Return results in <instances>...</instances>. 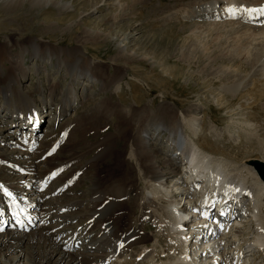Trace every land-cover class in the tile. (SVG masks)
<instances>
[{
    "label": "rangeland",
    "instance_id": "374dc122",
    "mask_svg": "<svg viewBox=\"0 0 264 264\" xmlns=\"http://www.w3.org/2000/svg\"><path fill=\"white\" fill-rule=\"evenodd\" d=\"M212 1L0 0V122L19 125L21 120L27 121L11 116L17 112L24 116L31 106L43 111L45 123L31 136L40 142L33 161L47 174L56 172L43 191L40 189L48 192L43 202L53 200L67 206L78 201L84 205L94 179L89 159L101 150L95 163L100 181L107 184L125 177L130 185L129 178L139 174L136 161L127 159V151L138 137L135 130L153 127L162 119L181 118L179 123L186 135H190L187 124L203 127L199 144L230 165L264 162V24L251 21V15H259L264 6L246 0L223 6L225 1L219 0L210 12L205 6ZM87 71L93 83L85 77ZM3 92L9 101H4ZM71 92L77 95V102L65 111ZM14 139L12 134L0 137V148L19 155L22 149L7 142L21 143ZM5 155L0 152V168L7 175H0V180L9 177L16 182L14 174L9 173L18 171L14 158H10L13 153ZM63 161L67 165L62 166ZM174 169L178 172L176 164ZM128 172L132 175L126 176ZM66 176L71 178L61 186ZM56 186L65 190L49 195ZM79 204L67 212L72 215L80 211ZM57 208L43 210V221L48 223L42 222L35 233L51 226L49 220L56 218ZM132 211L125 204L115 211L120 231L127 226ZM148 216L141 223L144 227L140 235L147 237L143 246L153 247L157 255L153 252L148 258L135 260L138 245H133L108 264H162L167 259L165 254L173 258V250L168 253L173 246L168 239L152 245L162 227L147 221ZM80 220H73L68 227L65 220H60L56 224L61 225L47 234H60L52 240H59L60 251L64 246L67 254L63 261L78 258V263L88 264L89 259L77 256L82 243L75 247L66 243L71 236L82 239L86 235V229L80 230ZM243 231L246 236L235 240L236 255L228 250L230 261L241 253L246 264H264V252L253 245L254 220L243 223L239 232ZM26 247L19 253L2 254L12 264H31L24 260L29 251ZM225 249L219 254L228 261ZM56 263L57 255L46 264Z\"/></svg>",
    "mask_w": 264,
    "mask_h": 264
},
{
    "label": "bare ground",
    "instance_id": "6f19581e",
    "mask_svg": "<svg viewBox=\"0 0 264 264\" xmlns=\"http://www.w3.org/2000/svg\"><path fill=\"white\" fill-rule=\"evenodd\" d=\"M218 1L219 0H213L208 3L205 8H208L210 12L214 11L215 5ZM224 1L223 6L228 5L229 2H234V0ZM246 1L253 2L258 6H262V3H264V0ZM262 9H260L259 15L255 14L253 16H259L256 17V19L264 23V16L261 15L264 13ZM262 31V34H264V30ZM263 36L264 35H262V37ZM119 48L124 53V46L120 44ZM85 77L91 82L95 81L91 78L89 71L85 73ZM4 95L5 93L3 94L4 101H7L8 99ZM68 97V100L65 99L67 103L65 104V109H63L65 111L71 108V106H74L75 101L77 100L75 92H71ZM64 102L65 101H63V103ZM6 108L8 107H5V109ZM7 110L8 109L5 111ZM179 119L176 118L173 121H170V119L167 121L162 119L155 122L153 127L136 128L135 131L136 134H138V137L137 139H133L132 144L130 143V148L127 151V159H129V161H136V168L139 174L135 179L134 177L129 178L131 179L130 185L126 182L128 178L125 177H122L115 182L109 180L107 184H103L104 182L100 181L95 166V163L99 161V153L102 150L96 155H92L93 158L91 160L89 159V162L94 168L92 169V166L90 165L88 168L90 172L93 171L91 174L94 179L91 181V188L89 190L90 195L84 205L83 203L79 204L78 201H73L67 206L60 204L58 201L53 202V200H45L42 202L43 195L45 194L47 196L48 192L39 194L36 183L39 182L40 185H42L44 178H52L55 172L49 171L50 173L47 174L45 168L42 169V172L41 168L38 169L35 167L36 162L34 163L33 161L34 154H31L26 150L24 152H18V155L16 151H8L3 147L0 148V152H5L7 157L13 153L14 157H12V155L10 158H14L13 161L14 164H16L15 167L19 171L10 169L11 171L9 172L12 173V175L14 174V177L17 179L16 182L9 177L5 178L6 180L4 181L0 180L3 181L0 182V196L3 195L2 197L5 199V202L0 199L1 264H12L6 260L5 256H3V251L11 254L15 251H18L19 253L21 247H26H24V244H27L26 249L29 250L25 253L24 256L26 257L24 260L31 264H46L49 259L54 258L56 255L59 260L58 264H80L78 263V258L72 260L68 259L69 261L67 262L63 261L65 257L64 255L67 254L65 253L66 250L64 249V246L61 247L62 251H60L61 243L58 242L59 240L53 241L52 236L54 235L47 234V232L54 231L58 225H61L60 223L56 224V222L65 220V226L68 227L73 220H78L79 217L82 218V220L79 221L81 224L80 230L86 229V235H82V239L78 237L73 239V236H71L66 243L71 242L74 247L76 244L82 243L83 248H81V251H78L77 256H83L89 259L90 263L88 264H108V260L109 262L110 260L114 261L113 259L122 255L123 252L129 250L133 245H138L137 253L134 255L135 260L136 257H142L144 259L148 258L153 252V255L156 256L157 250L153 247L150 248L143 246L146 244L145 242H147V237H141L140 235V231L144 227L141 223L146 220L148 215L149 219L147 221L153 220L162 227L160 231L161 235L159 237H153L154 244L152 245L154 246L158 242L161 244L164 241H167L166 239L169 240L168 243H172L173 245L171 249L168 250V253L173 250V258H171L172 254H165L167 259L163 257L165 261H162V264H198V262L202 260L201 258L206 256L209 245H213V247H211V249L209 248L211 251L203 260L204 264H232L233 261H230L231 258L229 260L230 262L227 263L228 261L223 258L224 255L219 254V252L226 248L225 258L227 260L230 257L228 250L230 251L232 249V254H235V252H237V250H235L236 238H243L246 236V232H239V228L243 223L250 222L251 220H254L256 230L253 245L264 252V183L258 178L253 166L250 165L251 160L247 163L248 165L243 163L245 166L240 164L237 167L233 166L234 164L230 165V162L227 163L226 160L224 162L221 158L216 157L213 153L207 151L201 144H199L201 138L199 137V134L202 132L203 127L196 128L192 126L194 123L187 124L189 127L188 130H190V135H186L183 132V125L179 123ZM22 121L23 120L19 122V125L17 123L16 126H14V129L17 128V131L24 129L23 125L25 124ZM0 123V127H3L0 129L1 138L11 137V134L15 136L16 132L11 131L12 128L10 126L7 127V123L2 121ZM161 134L163 137L166 135V139H162V137L159 138ZM109 136L110 135H108V138ZM18 139L21 143L24 141L22 140L24 139L22 137ZM18 139L16 138L14 140L18 141ZM204 139L205 136L202 140L204 141ZM11 140H8L7 142L15 143L13 147L18 144V142H11ZM162 140L164 141L162 144L166 145L169 148L168 150H166V146H163L160 143ZM28 141V143L26 142V148H31L33 145H31L32 141ZM184 160H189L188 166L193 172H190L189 174L183 173L181 175L180 171L178 170L177 172L174 167L177 162L181 163ZM61 162L62 161H60L58 165H60ZM63 165L67 164L63 161L62 166ZM62 166H59V169ZM5 170L6 169H4V171ZM130 173L131 172H128V175H125H132ZM195 174L199 176L198 179L194 178ZM0 175L6 176L7 174L2 172L0 168ZM70 178L71 177L66 176L63 183H60L61 186ZM74 180L75 179L71 180V182ZM139 181H141V187L137 185ZM240 187L247 190V195L246 197L242 196L238 202H234L235 199L240 196V193H236L235 190ZM28 188L29 190L27 191ZM59 188L60 186H56L55 189L51 188L49 195L58 193L60 191ZM119 194L122 196L116 197ZM216 194H219L216 198L219 201L212 199ZM36 195L39 196L37 197ZM228 199L231 200L224 204ZM218 202L223 203L222 206L226 205L233 207V213L235 208V212H240V210H242V212L245 213V216L238 218L235 214L234 216H232L233 214L225 216L215 215L222 223L228 224L231 222V225L223 230V233L218 230H212L211 240H209L212 241L211 244L203 242L196 250L194 249L192 254L189 252L186 253L187 249L184 247V243L188 241L189 237H196L200 234H205L206 231L209 230L210 225H212L209 221L201 219L203 217L202 210L207 209L208 204L211 203V205H214ZM121 203L125 204V206L130 205L133 208L127 226L122 231L117 228V216H115V211L121 207ZM78 204L82 209L78 212L75 210L76 213L73 212L72 215H70L67 212L68 209H77L76 206ZM187 204L189 206L192 204L194 205L195 212L200 215L201 219L193 222L191 226L193 230H191V227L184 221V217L191 211ZM31 205H34L38 209L37 215L35 216L24 212L26 211L28 213V210L31 209ZM54 207L58 208L54 210L56 211V218L49 220L51 221L50 227L45 230L43 229V231L38 234L35 233V231H32L29 234L19 232L22 229H25L28 220L36 222V216L41 220L40 216H42L41 213L43 214V210H50V208L53 209ZM14 208L21 210L20 219H17L14 213H12ZM6 209H8V213L5 212ZM144 225L146 224L144 223ZM207 225L208 227L205 228ZM2 226L5 228L3 231L1 230ZM97 228L99 230L98 233ZM252 235L254 236V232ZM58 236H60V234H56L54 237L57 239ZM197 241L198 240H196L195 243H197ZM127 242H132L133 244L128 245ZM221 242H224V244ZM221 244L224 246H220ZM247 244L248 242H246V245ZM41 249L44 250L42 253ZM203 253H205V255H203ZM228 255L229 257H227ZM241 255L242 254L240 253L239 256L236 257L239 264H242L245 258V256H242V258ZM19 257L21 259L23 256L20 254ZM233 257H235V255H233ZM232 259L234 260L235 258ZM246 263L245 261L243 262V264Z\"/></svg>",
    "mask_w": 264,
    "mask_h": 264
},
{
    "label": "water",
    "instance_id": "95a60500",
    "mask_svg": "<svg viewBox=\"0 0 264 264\" xmlns=\"http://www.w3.org/2000/svg\"><path fill=\"white\" fill-rule=\"evenodd\" d=\"M250 165L253 166V169L257 173L260 180L264 182V162L259 160H251Z\"/></svg>",
    "mask_w": 264,
    "mask_h": 264
},
{
    "label": "snow or ice",
    "instance_id": "6c2138e0",
    "mask_svg": "<svg viewBox=\"0 0 264 264\" xmlns=\"http://www.w3.org/2000/svg\"><path fill=\"white\" fill-rule=\"evenodd\" d=\"M262 11H264V9H262Z\"/></svg>",
    "mask_w": 264,
    "mask_h": 264
}]
</instances>
